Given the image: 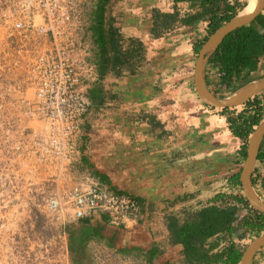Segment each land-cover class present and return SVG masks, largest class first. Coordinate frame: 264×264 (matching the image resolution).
<instances>
[{
	"label": "crops",
	"instance_id": "1",
	"mask_svg": "<svg viewBox=\"0 0 264 264\" xmlns=\"http://www.w3.org/2000/svg\"><path fill=\"white\" fill-rule=\"evenodd\" d=\"M154 2L111 0L108 4L106 21H114L113 27L121 36V53L128 38L140 42L150 54L153 71L147 64L138 72L129 63L112 65L99 81L102 103L89 109L79 142V172L89 171L112 190L135 197L142 205L143 220L130 230L97 220L77 225L87 224L99 231L88 248L107 243L134 260L140 255L149 264H180L181 248L170 244L169 217L179 218L176 214L202 208L213 194L222 192L216 185L232 176L233 170H240L237 151L243 142L231 133L227 118L214 111L220 109L207 107L198 98L193 88L195 67L187 70L185 85L170 90L171 83L184 80L173 76V71L182 63H192L194 51L189 43L203 40L194 37L201 34L196 28L205 24L208 29V21L183 24L184 19L200 11L198 2L171 0L156 24ZM144 12H151L152 19L144 20ZM219 69V64L207 65V86L219 97H230L242 87L232 93V87L221 85ZM250 77L253 81L264 77V57ZM258 96L264 100V92ZM262 146L264 150V136L260 149ZM260 173L264 176V171Z\"/></svg>",
	"mask_w": 264,
	"mask_h": 264
},
{
	"label": "built area",
	"instance_id": "2",
	"mask_svg": "<svg viewBox=\"0 0 264 264\" xmlns=\"http://www.w3.org/2000/svg\"><path fill=\"white\" fill-rule=\"evenodd\" d=\"M96 6L97 0H0V81L7 79L4 94L16 110L40 124L20 132L11 146L24 165L47 178L54 193L43 201L53 218L130 229L143 219L139 201L77 170L89 92L100 81Z\"/></svg>",
	"mask_w": 264,
	"mask_h": 264
},
{
	"label": "trees",
	"instance_id": "3",
	"mask_svg": "<svg viewBox=\"0 0 264 264\" xmlns=\"http://www.w3.org/2000/svg\"><path fill=\"white\" fill-rule=\"evenodd\" d=\"M188 1L191 0H174L175 3ZM196 1L200 11L184 19L183 24L191 26L196 20L209 22L206 38L197 41L193 45V51L197 55L204 42L216 30L233 20L244 10L247 6V1ZM110 2L111 0H97V6L92 15V31L96 45L94 61L98 66L100 79L115 63L116 66L120 67L128 63L127 60H130L129 64L132 65V58L129 53L124 55L119 49L121 36L113 27L114 21L110 18L106 21L105 12ZM162 16L164 15H159L155 11L153 15L155 24ZM134 47L138 52L143 49V45L137 41ZM263 57L264 14H260L248 26L242 27L228 35L209 63L220 65L219 72L221 75L219 82L221 85L232 87L231 92L234 93L239 88L253 81L250 73L258 69L260 59ZM102 90L103 87L98 83L89 92L91 106H99L102 103ZM240 109H223L220 114L227 118L231 133L243 142L240 151H238V159L242 163L246 160L249 137L264 120V100L256 96L246 105L240 107ZM258 163L264 164L263 146L258 155ZM241 171L240 169L228 179L230 187L239 189V192H242ZM254 174H256V177L254 178L253 175V185L256 191L262 192L264 196V176H260V168H256ZM262 194H259L260 197ZM244 210L247 211V214H244L241 218L239 213ZM189 217L184 222L176 216H170L168 219L170 244L180 246L183 264H239L246 246L242 248L235 242V234L243 230L237 237L239 240L244 239L246 233L252 238L264 234V215L253 211L243 194L218 193L209 201L208 205H205ZM83 222L88 224L89 220ZM87 224L80 227L77 232L69 231V250L71 253L84 254V249L89 241L99 234L97 228L90 227ZM223 241H227L229 244L220 248ZM74 257L76 258L77 256ZM253 264H256V262L254 261Z\"/></svg>",
	"mask_w": 264,
	"mask_h": 264
},
{
	"label": "rangeland",
	"instance_id": "4",
	"mask_svg": "<svg viewBox=\"0 0 264 264\" xmlns=\"http://www.w3.org/2000/svg\"><path fill=\"white\" fill-rule=\"evenodd\" d=\"M242 1L246 0H239V2ZM170 2L171 0H155L153 10L157 11L160 15L168 10ZM149 5L150 3H148ZM115 11L117 10L115 9ZM144 13H146L144 20L152 19L151 12ZM120 23L123 24L121 21ZM196 30L197 32H201V34L195 35V38L199 36V38L204 39L208 33L205 24L200 28H196ZM2 35L0 33V39H3ZM125 41V47L123 46L124 55L129 53L132 58L131 64L135 67L134 70L138 72V68L145 66V64L151 69L149 52H145V48L138 52L134 47V39L128 38ZM2 43L3 40L0 41V44ZM189 45L193 51V39ZM192 54L191 64L189 62L188 65L182 63L181 66L173 71V76L179 75L181 79L184 77V80L171 83V91L174 92L185 85L183 82L186 79V74L189 73L187 70L195 67L198 57V54L196 55L194 52ZM129 61L127 60L128 63ZM186 67H190V69ZM151 70L153 71V69ZM5 80L0 81V264H148L147 260L141 258L140 255V259L136 258V260L132 257L129 259L123 258L124 254L121 252L117 254L107 243H104L105 245L103 246H90V248L86 246L84 254L78 255L77 252L71 253L69 250V231L77 232L79 229L78 222H72L64 226V222L62 224L53 218L43 201L46 197L54 193L52 191L53 189L46 185L45 180L47 178L45 179L41 176L39 171L35 172V170H32L31 165H24L22 160L18 159L17 153L14 155V146L11 145L18 138L19 133L28 128H37L40 124L30 120L24 113L18 112V109L16 110V106H13L14 103H12L13 97L11 98L4 94ZM188 84L186 83V87H190L191 89V85ZM238 110L241 109L238 108ZM214 111H219L220 113V110ZM244 162L241 163L238 169L242 170ZM257 167L261 171H264V165L258 163ZM253 175L255 178L256 174ZM226 177L223 180H219L218 185H216L217 190H222L226 194H242V192H239V189L230 187L228 179L231 177V174ZM257 193L262 194L258 190ZM193 195L187 197H192ZM216 195L213 194L211 197L213 198ZM209 197L208 195L201 200V205H204V201H207ZM261 197L264 200L263 194ZM200 209L201 207L198 206L190 212L187 210L186 212L183 211V214L178 213L176 215L184 222L190 218L189 216ZM244 214H247L246 210L240 212L239 216L242 218ZM242 231L235 234L234 240L243 248L245 246L247 247L255 238L249 237V234L246 233L244 239L239 240L237 237ZM226 244L228 245L229 243L223 241L220 248ZM74 256L77 257L75 258ZM180 257L179 263L183 264L182 255ZM255 262L256 264H264V250L258 252L255 257Z\"/></svg>",
	"mask_w": 264,
	"mask_h": 264
},
{
	"label": "water",
	"instance_id": "5",
	"mask_svg": "<svg viewBox=\"0 0 264 264\" xmlns=\"http://www.w3.org/2000/svg\"><path fill=\"white\" fill-rule=\"evenodd\" d=\"M263 12L264 0H257L254 13L247 16H241L240 13L233 20L216 30L202 45L194 70V88L200 101L207 107L220 110L237 109L264 92V78H262L248 83L230 97L221 98L209 89L205 79L206 67L225 38L232 32L251 24ZM263 136L264 121L254 129V132L248 139L247 156L242 167L240 182L242 194L250 208L264 215V201L259 197L252 183V176L258 161ZM263 250L264 234H261L248 244L239 264H253L255 255Z\"/></svg>",
	"mask_w": 264,
	"mask_h": 264
},
{
	"label": "bare ground",
	"instance_id": "6",
	"mask_svg": "<svg viewBox=\"0 0 264 264\" xmlns=\"http://www.w3.org/2000/svg\"><path fill=\"white\" fill-rule=\"evenodd\" d=\"M257 5V0H247V6L241 12V16H247L254 13Z\"/></svg>",
	"mask_w": 264,
	"mask_h": 264
},
{
	"label": "clouds",
	"instance_id": "7",
	"mask_svg": "<svg viewBox=\"0 0 264 264\" xmlns=\"http://www.w3.org/2000/svg\"><path fill=\"white\" fill-rule=\"evenodd\" d=\"M247 1V0H246ZM245 9V8H244ZM241 13V12H240ZM257 164H258V161H257ZM257 164H256V166H257ZM79 165V164H78ZM255 169H256V167H255ZM77 170H78V166H77ZM254 172H255V170H254ZM254 172H253V174H254ZM252 178H253V176H252ZM253 183V182H252ZM254 186V185H253ZM255 188V187H254ZM255 190H256V188H255ZM259 195V194H258ZM259 197H260V195H259ZM261 198V197H260ZM262 199V198H261ZM263 200V199H262ZM264 201V200H263ZM140 203V202H139ZM141 205V204H140ZM141 207H142V205H141ZM142 213H143V211H142ZM86 220H88V219H86ZM97 221H99L98 219H96ZM96 220H93V221H91V220H89V222H94V221H96ZM143 220V219H142ZM141 220V221H142ZM81 221H85V220H81ZM101 221H104V220H101ZM101 221H99V222H101ZM141 221H140V223H141ZM76 222H80V221H76ZM104 222H106V221H104ZM74 223V222H73ZM139 223V224H140ZM106 224H108L107 222H106ZM138 224V225H139ZM109 225V224H108ZM137 225V226H138ZM65 226V225H64ZM137 226H135V227H137ZM112 227V226H111ZM115 228V227H114ZM134 228V227H133ZM133 228H130V229H133ZM117 229H124V230H130V229H126V228H117ZM247 248V247H246ZM114 252H116L117 254H118V251H114ZM259 252H261V251H259ZM258 254V253H257ZM256 254V255H257ZM256 255H255V257H256ZM255 257H254V260H253V263H254V261H255ZM96 258V257H95ZM123 258H125V259H129V257H127V255H124L123 256ZM96 260H97V258H96ZM99 261V260H98ZM100 262V261H99ZM123 262H125V261H123Z\"/></svg>",
	"mask_w": 264,
	"mask_h": 264
}]
</instances>
